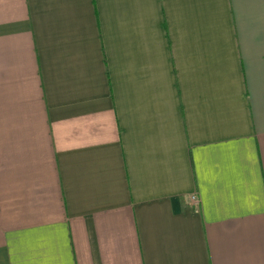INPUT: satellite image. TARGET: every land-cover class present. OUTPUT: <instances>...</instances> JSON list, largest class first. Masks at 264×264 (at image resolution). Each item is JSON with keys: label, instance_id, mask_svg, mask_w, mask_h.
Returning a JSON list of instances; mask_svg holds the SVG:
<instances>
[{"label": "crops", "instance_id": "obj_1", "mask_svg": "<svg viewBox=\"0 0 264 264\" xmlns=\"http://www.w3.org/2000/svg\"><path fill=\"white\" fill-rule=\"evenodd\" d=\"M0 264H264V0H0Z\"/></svg>", "mask_w": 264, "mask_h": 264}, {"label": "built area", "instance_id": "obj_2", "mask_svg": "<svg viewBox=\"0 0 264 264\" xmlns=\"http://www.w3.org/2000/svg\"><path fill=\"white\" fill-rule=\"evenodd\" d=\"M191 199L192 200H196V197L193 195V196H191Z\"/></svg>", "mask_w": 264, "mask_h": 264}]
</instances>
